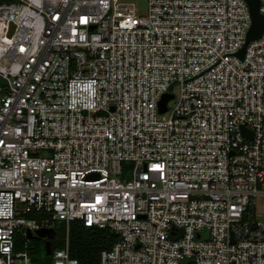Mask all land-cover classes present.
<instances>
[{
  "label": "built area",
  "instance_id": "2783aa9c",
  "mask_svg": "<svg viewBox=\"0 0 264 264\" xmlns=\"http://www.w3.org/2000/svg\"><path fill=\"white\" fill-rule=\"evenodd\" d=\"M252 24L246 0L0 3V264L75 221L119 234L99 264H264ZM50 257L80 264L68 235Z\"/></svg>",
  "mask_w": 264,
  "mask_h": 264
},
{
  "label": "trees",
  "instance_id": "16d2710c",
  "mask_svg": "<svg viewBox=\"0 0 264 264\" xmlns=\"http://www.w3.org/2000/svg\"><path fill=\"white\" fill-rule=\"evenodd\" d=\"M14 1L16 0H0V3H10ZM58 225L60 226L62 234L58 240L52 241L53 250L63 248L68 235L71 255L78 259L80 264H99L102 252L110 250L118 240L113 236V233L108 230L86 227L79 221L70 224L69 233H67L66 224L59 223ZM23 241L24 239L18 236V250L22 248ZM32 244L34 249L31 251V256L33 257L34 263L51 264V255L47 253L46 241L37 238L33 239Z\"/></svg>",
  "mask_w": 264,
  "mask_h": 264
},
{
  "label": "water",
  "instance_id": "95a60500",
  "mask_svg": "<svg viewBox=\"0 0 264 264\" xmlns=\"http://www.w3.org/2000/svg\"><path fill=\"white\" fill-rule=\"evenodd\" d=\"M246 1L250 8L253 24L248 34L246 44L239 53L240 58H244L247 47L250 44V42L259 40L264 34V15L260 12L261 1L260 0H246ZM171 99H173L172 95L168 94L164 96L163 100L160 103V110L162 113L167 111V104ZM243 131L245 134L247 133V130L245 128H243ZM56 236H57V231L53 228L41 229L37 231L36 235L30 233V238L47 239L46 248L48 255L52 254L53 251L52 241L56 238ZM113 236L118 238L119 234L114 233Z\"/></svg>",
  "mask_w": 264,
  "mask_h": 264
},
{
  "label": "rangeland",
  "instance_id": "374dc122",
  "mask_svg": "<svg viewBox=\"0 0 264 264\" xmlns=\"http://www.w3.org/2000/svg\"><path fill=\"white\" fill-rule=\"evenodd\" d=\"M122 2L136 4L138 6V8H139L140 14H145L146 11H147L148 0H122ZM2 84H5V82L0 78V85H2ZM175 103H176L175 101L172 102L171 106H174ZM56 231H57V236H56V238L54 240H58L61 237L62 231H61L59 225H57ZM42 240L46 241V239H42Z\"/></svg>",
  "mask_w": 264,
  "mask_h": 264
}]
</instances>
